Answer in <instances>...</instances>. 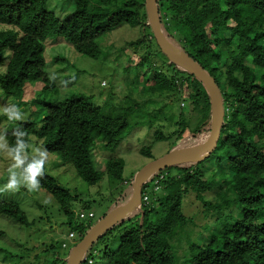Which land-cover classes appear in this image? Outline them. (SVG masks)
<instances>
[{
  "label": "trees",
  "instance_id": "trees-1",
  "mask_svg": "<svg viewBox=\"0 0 264 264\" xmlns=\"http://www.w3.org/2000/svg\"><path fill=\"white\" fill-rule=\"evenodd\" d=\"M73 1L74 10L62 18L48 8V0H0V88L23 100L27 83L43 82L40 91L45 94L55 88L46 69L50 36H63L77 52L98 59L103 54L101 36L123 24L141 27L142 36L130 42L145 48V54L132 62L140 72L145 66L151 70L141 92L170 93L197 112L194 123L190 111L180 112L171 135L159 129L156 139L172 137L174 149L206 142L212 132L209 91L163 53L149 24L146 0ZM156 1L165 36L213 76L220 89L225 113L217 146L202 161L168 166L153 175L143 187L140 209L103 233L82 264H94L96 243L103 245L107 264H264V0ZM39 113L41 125L33 118L23 122L29 141L32 136L40 139L89 185L98 184L106 174L131 184L134 173L131 182L124 177L123 157L108 158L102 170L93 152L98 141L115 151L136 127L153 126L159 118H134L133 107L107 114L84 93L43 101ZM9 141L14 137L9 135ZM141 154L156 159L151 145L142 147ZM215 187L216 200L208 199L206 193ZM41 188L73 225L69 237L75 233V246L95 224L96 213L90 204L84 206L87 210L81 211L93 212L94 217L83 219L80 211L74 226L73 204L80 197L47 173L46 165ZM187 197L200 204L201 217L186 212ZM0 215L23 226L31 224L14 200L0 199ZM198 224L200 240L191 229ZM4 234L0 229V237ZM183 239L187 245L183 257L189 256L185 259L175 246ZM62 245L68 247L66 242Z\"/></svg>",
  "mask_w": 264,
  "mask_h": 264
},
{
  "label": "rangeland",
  "instance_id": "rangeland-1",
  "mask_svg": "<svg viewBox=\"0 0 264 264\" xmlns=\"http://www.w3.org/2000/svg\"><path fill=\"white\" fill-rule=\"evenodd\" d=\"M48 8L63 18L74 10V1L48 0ZM142 31L141 27L133 28L123 24L101 36L98 41L103 54L98 59L77 52L63 36H50L46 43V69L57 76L55 88L45 94L40 91L44 87L43 82L27 83L24 100L9 96L0 88V105L7 101L18 103L24 109L26 119L33 118L41 125L39 109L43 101L84 93L90 96L91 102L102 106L107 114L116 115L125 107H133L134 118L139 116L138 118L143 117L142 119L148 120L152 116H158L153 126L136 127L115 151L105 149L102 141H98V146L93 152L97 167L102 170L105 169L108 158L123 157L126 161L124 177L131 182L132 174L134 173L135 176L137 171L151 161L141 154L142 147L151 145L156 159L175 148L172 147L175 146L172 137L168 140H157L156 131L161 129L166 136L171 135L178 127L176 121L180 119V112L184 111L188 114L190 111L189 117L192 123L196 121L197 116V112L190 109V104L186 100H180L178 103L177 98L170 93L141 92L144 89L143 80L148 79L151 70L148 66L141 68V72L138 70L139 68L132 61L135 62L140 56L142 57L145 48L143 46L135 48L130 42L138 40L142 36ZM129 63L132 64L130 67H128ZM35 96L38 99L33 104ZM5 126L11 131L6 118L0 116V128ZM30 143L42 145L41 140L35 136L31 137ZM181 143L185 141H178L176 145ZM8 166L7 158L0 156V184L6 182ZM46 172L57 177L61 184L79 195V200L73 204L74 226L80 220L78 213L82 209L87 210L84 206L91 205V210L96 213L92 220L96 224L104 213H110L115 208L116 202L124 204L133 195L132 183L113 181L107 174L98 184L89 185L78 176L72 165L65 164L52 152H49ZM218 190L219 188L215 187L206 193V197L216 200ZM121 195L124 196L117 201ZM0 199L17 201L31 221L29 226H23L5 215H0V229L5 231L0 237L2 249L0 264H52L57 258L60 259L58 264H67L74 247V239L69 237L73 225L67 222V216L51 194L41 187L34 192L21 188L17 191L0 192ZM184 204L189 215L196 214L195 216L201 217V206L197 201L187 197ZM199 225L201 224L191 226L192 236L198 240H200V233H197L200 231ZM64 242L68 243V247H63ZM50 244L54 247L51 248ZM96 244L95 249L98 253L95 255L94 264H107L101 250L103 245ZM118 244L119 242L113 248ZM175 246L181 257L187 254L184 239L176 241Z\"/></svg>",
  "mask_w": 264,
  "mask_h": 264
},
{
  "label": "water",
  "instance_id": "water-1",
  "mask_svg": "<svg viewBox=\"0 0 264 264\" xmlns=\"http://www.w3.org/2000/svg\"><path fill=\"white\" fill-rule=\"evenodd\" d=\"M146 10L149 24L155 39L163 53L177 66L186 69L200 79L209 91L212 107V132L209 139L196 146L174 149L161 158L151 160L135 174L132 186L131 199L115 207L110 213L93 225L85 236L73 247L67 264H82L91 245L106 231L125 218L130 217L140 209L142 203V190L145 183L156 173L168 166L199 162L208 157L216 148L220 129L224 120V107L222 95L213 76H211L190 55L173 44L164 34L161 26L156 0H146Z\"/></svg>",
  "mask_w": 264,
  "mask_h": 264
},
{
  "label": "clouds",
  "instance_id": "clouds-1",
  "mask_svg": "<svg viewBox=\"0 0 264 264\" xmlns=\"http://www.w3.org/2000/svg\"><path fill=\"white\" fill-rule=\"evenodd\" d=\"M56 79L55 73L49 74L50 81ZM0 116L5 117L11 126V132L7 126L0 128V156L9 161L7 179L0 184V192L17 191L21 188L29 192L38 191L45 174L49 150L45 146L30 143L28 133L23 127L26 114L20 104L5 102L0 105ZM9 135L14 137V142L10 143Z\"/></svg>",
  "mask_w": 264,
  "mask_h": 264
},
{
  "label": "built area",
  "instance_id": "built-area-1",
  "mask_svg": "<svg viewBox=\"0 0 264 264\" xmlns=\"http://www.w3.org/2000/svg\"><path fill=\"white\" fill-rule=\"evenodd\" d=\"M106 82H104V84H105ZM79 216L81 217V218H93L94 217V213L93 212H86V211H81L80 212V214H79ZM75 236V233H71L70 234V237L72 238V237H74Z\"/></svg>",
  "mask_w": 264,
  "mask_h": 264
}]
</instances>
